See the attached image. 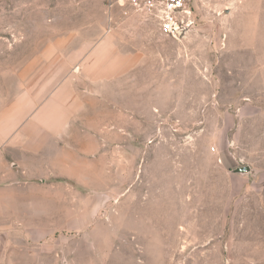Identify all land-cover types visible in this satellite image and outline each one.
I'll list each match as a JSON object with an SVG mask.
<instances>
[{
	"label": "rangeland",
	"instance_id": "obj_1",
	"mask_svg": "<svg viewBox=\"0 0 264 264\" xmlns=\"http://www.w3.org/2000/svg\"><path fill=\"white\" fill-rule=\"evenodd\" d=\"M192 8L175 38L108 0H0V108L51 88L71 113L6 180L0 264H264V0Z\"/></svg>",
	"mask_w": 264,
	"mask_h": 264
},
{
	"label": "crops",
	"instance_id": "obj_2",
	"mask_svg": "<svg viewBox=\"0 0 264 264\" xmlns=\"http://www.w3.org/2000/svg\"><path fill=\"white\" fill-rule=\"evenodd\" d=\"M34 92L33 95L26 89L13 105L6 106V102H3L0 108V206L4 214L6 180L21 177L18 167L37 154L43 145L44 135L49 136L55 132L56 128L52 124L56 120L54 115L63 111L66 118L71 114L63 104V94L51 88L41 90L40 93L37 90ZM32 107L36 109L27 119L28 109ZM53 110H56L55 114ZM65 121L62 120L61 123L64 124ZM26 172H23L24 176Z\"/></svg>",
	"mask_w": 264,
	"mask_h": 264
},
{
	"label": "built area",
	"instance_id": "obj_3",
	"mask_svg": "<svg viewBox=\"0 0 264 264\" xmlns=\"http://www.w3.org/2000/svg\"><path fill=\"white\" fill-rule=\"evenodd\" d=\"M194 0H108L112 14L151 19L168 36L178 37L193 24Z\"/></svg>",
	"mask_w": 264,
	"mask_h": 264
},
{
	"label": "water",
	"instance_id": "obj_4",
	"mask_svg": "<svg viewBox=\"0 0 264 264\" xmlns=\"http://www.w3.org/2000/svg\"><path fill=\"white\" fill-rule=\"evenodd\" d=\"M262 171H263L262 169L255 168L250 165H243L231 170V172L234 174H239L243 177H254V178H256Z\"/></svg>",
	"mask_w": 264,
	"mask_h": 264
}]
</instances>
